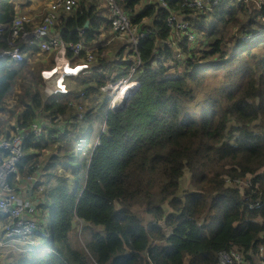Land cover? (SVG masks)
<instances>
[{
	"label": "trees",
	"instance_id": "obj_1",
	"mask_svg": "<svg viewBox=\"0 0 264 264\" xmlns=\"http://www.w3.org/2000/svg\"><path fill=\"white\" fill-rule=\"evenodd\" d=\"M117 1L139 30L151 29L138 44L139 88L122 109H110L101 88L128 75L137 54L127 37L112 40L103 0H83L55 22V34L93 54L88 69L66 76L68 95L44 93L41 71L53 59L0 56V111L11 97L19 104L15 130L4 136L42 125L24 137L17 179L38 193L47 228L52 221L48 245L13 253L8 264H218L219 252L232 248L244 264H261L254 254L264 246V1L222 0L211 10L184 0ZM16 6L0 0V23L11 25ZM171 14L189 22L194 42L172 32ZM67 57L74 66L88 54L68 49ZM5 221L0 212V239Z\"/></svg>",
	"mask_w": 264,
	"mask_h": 264
},
{
	"label": "built area",
	"instance_id": "obj_2",
	"mask_svg": "<svg viewBox=\"0 0 264 264\" xmlns=\"http://www.w3.org/2000/svg\"><path fill=\"white\" fill-rule=\"evenodd\" d=\"M33 1V0H28ZM36 1V0H35ZM107 5V18L111 22V31L113 39L126 38V41L132 43L135 48L136 57L131 66L128 75L114 79L108 84L102 86L109 98V108L117 110L121 108L131 91L140 84L137 79L133 78L136 69L141 65V59L138 52V44L140 39L146 37L151 32L150 28L139 30L140 26L134 24L128 13L121 7L117 0H103ZM222 0H184V2L197 10H211ZM250 1V0H243ZM264 0H256L260 5ZM80 0H49L45 7H42L41 12L34 15L23 12L20 1H17L16 15L12 19L11 25L0 23V41L4 42V46L0 47V56L9 57L12 61L17 62L25 58L22 52V45L27 43L29 46L36 45L41 50L46 52L57 51L59 57L65 59L64 69L70 66V59L67 57L68 49L79 54L86 48L88 57L85 62H82V68H89L90 62L93 60L91 47L85 45L83 42H68L60 34L54 33V25L60 16V12L73 10L78 6ZM163 6H167L166 0H158ZM40 17V21L36 23V18ZM168 24L172 27V32L181 30L187 33L189 42L196 40L194 32L188 31L189 22L181 20L178 16L171 14L168 19ZM9 29L8 37L3 36V31ZM84 29L81 30V34ZM249 36L245 37L247 40ZM173 44L177 45L173 38ZM176 57H182L181 49L177 48ZM67 58V59H66ZM58 62L51 68L42 69L41 74L46 84L47 95H55L62 93L68 95L70 88L68 87L65 77L69 74H78L79 70L75 72H67L61 76H54V72L58 69ZM15 131L12 138L0 137V212L6 217L3 223L4 238L0 239V258L2 255L11 253H20L26 250L25 245L36 241L35 236L44 234L48 238L50 232L47 229V221L43 217L38 216L37 205L27 199V189H33L32 185L25 182H20L19 176L20 164L26 155L23 146L24 137L31 131L40 134L42 125L40 123H33L29 130L21 131L19 128ZM11 177H14L13 184ZM32 180V179H31ZM248 183V178H246ZM242 180L238 179V184ZM33 249V247H32ZM29 249V250H32ZM27 250V251H29ZM264 251V246L260 248ZM219 264H243L244 256L238 249L221 250L218 256ZM264 263V262H263ZM155 264V263H152Z\"/></svg>",
	"mask_w": 264,
	"mask_h": 264
},
{
	"label": "rangeland",
	"instance_id": "obj_3",
	"mask_svg": "<svg viewBox=\"0 0 264 264\" xmlns=\"http://www.w3.org/2000/svg\"><path fill=\"white\" fill-rule=\"evenodd\" d=\"M15 1H20L23 5H21V10L23 11V12H27V13H30V14H32V15H34V14H36V13H38L37 11H36V9L38 10L39 8H40V6H38V8H32V7H34L33 5H35V4H38L39 2L42 4V7L44 8L45 7V5H46V3H48V1L49 0H36L35 2H28V0H15ZM83 0H80V2L79 3H81ZM98 1V0H97ZM100 1H102V0H100ZM35 3V4H34ZM42 19V18H41ZM40 19V17L39 18H36L34 21H36V23L38 22V21H40L41 20ZM31 54V52L28 54V57L31 59V61L33 62V63H35V64H37V63H40L42 60H45L46 62H50L52 59L54 60V65L57 63V62H59V54H58V52L56 51H53V52H46V53H43V52H40V51H37V53H33L32 55H30ZM63 58H61L60 60H62ZM60 63V62H59ZM53 65V66H54ZM44 69L45 68H50V67H48V66H44L43 67ZM42 75V74H41ZM124 76H126V75H123L122 77H124ZM119 78H121V77H119ZM43 90H44V93L47 95V93H46V90H45V88H46V84L45 83H43ZM69 87V86H68ZM70 88V87H69ZM102 90V92L106 95V93H105V91L103 90V89H101ZM19 104H18V101H16V97L15 98H13V97H11V98H9L8 99V102L6 103V105H5V109L4 110H2V111H0V131H1V138H6L5 136H4V132L7 130V129H9V130H11V134H13V130H15V129H13V125L16 123V113H14L12 110H15V111H18L19 110ZM104 127V126H103ZM59 174L60 175H66V176H68L69 174H70V171L69 170H67V169H65L64 167H60V172H59ZM53 181H55V179H52V182ZM246 182H247V180L246 179H244V180H242L240 183H239V185H243V186H245L246 185ZM190 187V182L188 181V179H186L185 181H184V183H183V189H185V188H189ZM46 203H49V208H48V210L50 209V210H52V205H53V202H52V200L51 199H47L46 200ZM135 210H137V211H139V212H143V215H146L145 214V212L143 211V209L141 208V207H139L138 205H136L135 206ZM36 212L37 213H39L42 217H44L43 216V213H42V211L40 210V208L38 207V209L36 210ZM53 217V215L51 214L50 215V213H49V215H48V219L50 220L51 218ZM150 220V216L149 215H146L145 217H144V222L145 223H147L148 221ZM51 222L52 221H49V226H48V228L50 227V224H51ZM1 227V226H0ZM47 228V229H48ZM1 234V233H0ZM37 236H38V238H37ZM36 236V241H38L37 243H36V246H35V248L36 249H39V248H44L46 245H48L47 244V237L46 236H43V235H37ZM48 248V247H47ZM0 254H1V250H0ZM6 255V254H5ZM5 255H2V256H5ZM28 255V253L26 252V253H24L22 256H27ZM254 257H255V261L257 262V263H261L262 262V260H264V251H260V253H255L254 254ZM8 259V260H10L9 262H11V261H14L15 259H16V256L14 255V254H8L7 256H5L4 258H0V261L1 260H4V259ZM264 262V261H263ZM262 264V263H261Z\"/></svg>",
	"mask_w": 264,
	"mask_h": 264
},
{
	"label": "crops",
	"instance_id": "obj_4",
	"mask_svg": "<svg viewBox=\"0 0 264 264\" xmlns=\"http://www.w3.org/2000/svg\"><path fill=\"white\" fill-rule=\"evenodd\" d=\"M28 2H35V0H33V1H28ZM35 4V3H34ZM34 7H32V8H38V6H40V8L37 10L36 9V11L37 12H41V10H42V4L39 2L38 4H35V5H33ZM33 53L34 51H29V53ZM36 52H34V54H35ZM62 57H59V62H60V64H62V65H65V59L63 58L62 60H60ZM67 59V58H66ZM59 62H58V64H59ZM72 66V65H71ZM83 67V64H82V62H79V63H76V65H74V66H72L71 68L74 70V69H76V70H79V69H81ZM26 196H27V199L28 200H31V201H35L36 199H38L39 200V197H38V193L37 192H35L33 189H30V188H28L27 189V194H26ZM38 216H41L39 213H38ZM37 236V235H36ZM36 236H35V239H37L36 238ZM38 241H35L34 243H32V244H30L29 246L27 245H25V247H26V250L25 251H23V252H27V250H29V249H32V247L34 246V245H36V243H37ZM35 247V246H34ZM11 254H13V253H11ZM8 254H6L5 256H7ZM15 255V254H14ZM5 256H2V258H4ZM10 260H8L7 258L6 259H4L3 260V263H5V264H8V263H11V262H9Z\"/></svg>",
	"mask_w": 264,
	"mask_h": 264
},
{
	"label": "bare ground",
	"instance_id": "obj_5",
	"mask_svg": "<svg viewBox=\"0 0 264 264\" xmlns=\"http://www.w3.org/2000/svg\"><path fill=\"white\" fill-rule=\"evenodd\" d=\"M76 69H72L71 66L67 67V70L64 69L63 65L59 63L58 69L54 72V76H61L67 72H75Z\"/></svg>",
	"mask_w": 264,
	"mask_h": 264
},
{
	"label": "clouds",
	"instance_id": "obj_6",
	"mask_svg": "<svg viewBox=\"0 0 264 264\" xmlns=\"http://www.w3.org/2000/svg\"><path fill=\"white\" fill-rule=\"evenodd\" d=\"M23 46V45H22ZM25 46H29V45H27V43H25ZM33 47L35 48V47H37L36 45H33ZM31 49L30 48H28V49H23V53H24V56L27 54V53H29V51H30ZM31 51H34V49H32ZM24 60V59H23ZM22 61V60H21ZM17 62H19V61H17ZM70 66H71V63H70ZM72 67V66H71ZM51 68V67H50ZM44 69V68H43ZM86 70V68H82L81 70H79V73H82L83 71H85ZM78 73V74H79ZM69 75H77V74H69ZM68 76V75H67ZM66 78V77H65ZM49 223V222H48ZM49 225V224H48ZM50 232V231H49ZM48 238V237H47ZM50 238V237H49ZM233 249V248H232ZM259 253H260V250H259ZM219 256V255H218ZM263 261L264 260H262V264H264L263 263ZM218 264H219V260H218ZM243 264H244V262H243Z\"/></svg>",
	"mask_w": 264,
	"mask_h": 264
},
{
	"label": "water",
	"instance_id": "obj_7",
	"mask_svg": "<svg viewBox=\"0 0 264 264\" xmlns=\"http://www.w3.org/2000/svg\"><path fill=\"white\" fill-rule=\"evenodd\" d=\"M138 88H139V85L136 86V87L131 91V93L128 95L127 99L125 100L124 105H123L121 108H118V109H122V108H124V107L127 105L129 99H130V98L132 97V95L138 90ZM38 203H39V200L36 199V200L34 201V206L37 205Z\"/></svg>",
	"mask_w": 264,
	"mask_h": 264
}]
</instances>
